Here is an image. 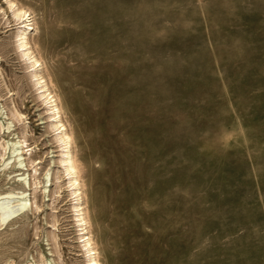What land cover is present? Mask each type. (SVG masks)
<instances>
[{
    "label": "rangeland",
    "instance_id": "rangeland-1",
    "mask_svg": "<svg viewBox=\"0 0 264 264\" xmlns=\"http://www.w3.org/2000/svg\"><path fill=\"white\" fill-rule=\"evenodd\" d=\"M15 1L72 136L99 264H264V0ZM1 17L0 107L23 115L12 134L28 127L44 182L38 212L0 228V264H84L69 198L52 196L59 148ZM28 153L20 172L0 166V193L33 174Z\"/></svg>",
    "mask_w": 264,
    "mask_h": 264
},
{
    "label": "bare ground",
    "instance_id": "bare-ground-1",
    "mask_svg": "<svg viewBox=\"0 0 264 264\" xmlns=\"http://www.w3.org/2000/svg\"><path fill=\"white\" fill-rule=\"evenodd\" d=\"M21 7L17 4V1L15 0H3V7H2V4L0 5V15L2 16L1 18L5 16L7 17V18L5 17L6 23L7 22L9 24L12 23L11 25L17 26L16 27L17 31L12 37L14 39L13 40L14 48L19 53L17 54L19 55V58L24 62L25 68L29 70L27 74H28L29 80L32 83L31 88H33L36 91L37 99L40 101V104L44 106L43 109L45 110V113H46V116H45L46 122L48 124L49 130L53 133L54 140L57 143V147L59 148L60 155L57 158V160L53 161L52 163L56 164L60 168L61 172L60 174H57V175H55L56 171L54 172L53 179L54 181H57L58 185L56 186L54 185L56 189L55 188L53 189V191L54 190L55 191L53 192L52 196L54 194H59L61 189H63L64 193L66 192V195L69 198L68 199L69 201L68 209L71 213L72 223L75 229L74 231H76L77 233L76 234L77 235L76 241L78 244L77 248H79V252H81V255H82L81 258H83V263L84 264H99L98 258H97L98 254L94 246V243L92 241L90 232L88 230L89 222L86 218V211H85V207L83 203V193L81 191L82 183H80L79 171H78L79 169L76 163V159L72 153V138H71L72 136H70L65 124L63 123L61 109L57 102L58 100L53 94V91L51 90L50 85L44 76L42 63H40V60L36 57L33 51L32 45H31V40L29 38V35L31 32H33L36 29V27H34V24L32 22V17L30 13L31 11L29 12L28 9H23ZM4 45H7V44H4ZM6 77H8V75ZM0 82L2 83L3 81H0ZM3 106L4 105L2 104V106L0 107V134H2V137L5 135L4 138H1V142H0V148H1L0 158L2 162L0 165L2 168L1 170L8 169V168H13V169L17 168V170L15 171L20 172V170L23 167H27V164H25V159L23 157L29 152L28 153L29 155L28 164L29 166L33 168V174L32 173L31 174L22 173V174L16 175L15 181L18 183V189L16 191L12 189L8 192L4 191L5 193H0V228L13 226L16 223L14 218L20 215H25L26 210H29L34 213L38 212L41 206H39L35 201L36 192L38 189V185L44 182V181L41 182L37 180V177L35 176L36 173H38L37 172L38 170L33 165L36 163V161L34 159L33 160L31 159L32 157L30 156V154H31L32 149L31 148L28 149L29 145H26V142H27L26 136L28 134V131H27L28 127H26L23 124V127H21L22 131H20L21 132L20 137L15 136V134H12L11 129L12 127H14V123L22 122L23 115L18 112L15 106L10 108L7 114L6 111H4ZM34 161L35 163H33ZM29 177L32 178V182H29ZM44 177L46 178L45 180L46 184L52 181L51 179L52 176L50 177L49 174L46 172L44 174ZM24 187L31 189L32 193L30 195H32V197H29V194H27V190H25ZM46 187L47 186H42V189L44 191L43 193H45ZM53 218L55 220V217ZM51 226L55 227V221L52 223ZM45 238H50L54 242L55 250H52V251L55 252L53 254L58 255V250L56 249V243H55V235L52 232L51 233L47 232L45 235ZM52 251H48V253L51 254ZM37 258H38L37 260H32L30 264H34V262H37V264H60L56 262L54 259H52L50 256H46L42 253H39Z\"/></svg>",
    "mask_w": 264,
    "mask_h": 264
}]
</instances>
